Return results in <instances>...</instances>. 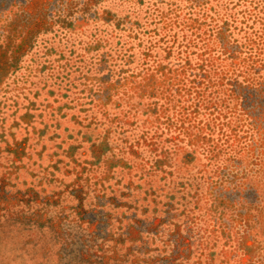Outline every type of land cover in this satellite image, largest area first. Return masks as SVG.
Listing matches in <instances>:
<instances>
[{
    "label": "rangeland",
    "instance_id": "374dc122",
    "mask_svg": "<svg viewBox=\"0 0 264 264\" xmlns=\"http://www.w3.org/2000/svg\"><path fill=\"white\" fill-rule=\"evenodd\" d=\"M0 264H264V0H0Z\"/></svg>",
    "mask_w": 264,
    "mask_h": 264
}]
</instances>
